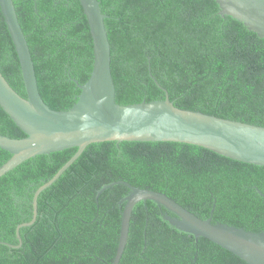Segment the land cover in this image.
<instances>
[{
    "label": "trees",
    "instance_id": "16d2710c",
    "mask_svg": "<svg viewBox=\"0 0 264 264\" xmlns=\"http://www.w3.org/2000/svg\"><path fill=\"white\" fill-rule=\"evenodd\" d=\"M33 61L38 91L67 110L92 69L89 26L79 0H12ZM106 15L110 69L118 104L169 99L181 109L264 126V39L215 0H98ZM0 72L26 97L19 60L0 10ZM156 80V81H155ZM0 133L25 134L0 106ZM76 147L30 157L0 176V264H111L122 205V180L165 193L213 223L264 230V166L176 141L88 144L37 197ZM11 154L0 148V165ZM152 200L131 211L118 264H247L204 237L176 228ZM7 243V244H6Z\"/></svg>",
    "mask_w": 264,
    "mask_h": 264
},
{
    "label": "water",
    "instance_id": "95a60500",
    "mask_svg": "<svg viewBox=\"0 0 264 264\" xmlns=\"http://www.w3.org/2000/svg\"><path fill=\"white\" fill-rule=\"evenodd\" d=\"M218 14L228 15L264 39V0H215ZM92 39L93 62L84 83L74 80L80 92L67 110L50 108L38 91L33 61L26 38L19 24L12 0H0V10L19 60L26 97L19 95L0 72V106L25 134L12 138L0 133V148L11 156L0 165V176L22 161L39 154H48L76 147L74 154L39 185L32 197V216L16 226L33 224L37 216V197L49 187L94 142L103 141H176L205 147L223 156L264 166V126L218 117L200 111L181 109L169 99L118 104L110 69V44L104 25L105 14L98 0H79ZM156 81V80H155ZM124 184L129 192L122 205L118 243L111 264H118L123 253L134 205L146 200L165 208L164 218L176 228L195 237H204L235 254L247 264H264V230L251 231L211 217L202 219L165 193L132 186L117 180L98 189L96 198L114 184Z\"/></svg>",
    "mask_w": 264,
    "mask_h": 264
}]
</instances>
